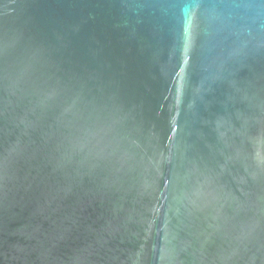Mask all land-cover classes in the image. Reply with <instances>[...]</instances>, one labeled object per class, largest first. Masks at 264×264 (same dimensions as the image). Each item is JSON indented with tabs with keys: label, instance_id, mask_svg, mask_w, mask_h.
I'll use <instances>...</instances> for the list:
<instances>
[{
	"label": "water",
	"instance_id": "95a60500",
	"mask_svg": "<svg viewBox=\"0 0 264 264\" xmlns=\"http://www.w3.org/2000/svg\"><path fill=\"white\" fill-rule=\"evenodd\" d=\"M0 264H264V0H0Z\"/></svg>",
	"mask_w": 264,
	"mask_h": 264
}]
</instances>
